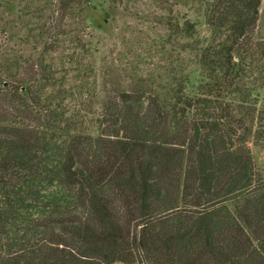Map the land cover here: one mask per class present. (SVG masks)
I'll return each mask as SVG.
<instances>
[{
    "label": "trees",
    "instance_id": "trees-1",
    "mask_svg": "<svg viewBox=\"0 0 264 264\" xmlns=\"http://www.w3.org/2000/svg\"><path fill=\"white\" fill-rule=\"evenodd\" d=\"M21 1L45 50L21 72L0 60V264H264L262 0L168 19L195 71L104 87L94 116L47 59L63 24L34 26L45 5ZM58 2L65 21L89 1Z\"/></svg>",
    "mask_w": 264,
    "mask_h": 264
},
{
    "label": "rangeland",
    "instance_id": "rangeland-1",
    "mask_svg": "<svg viewBox=\"0 0 264 264\" xmlns=\"http://www.w3.org/2000/svg\"><path fill=\"white\" fill-rule=\"evenodd\" d=\"M88 1L83 12L62 21L57 12L58 0H36V5H45V14L34 26L38 27L49 17L54 23L63 24L60 31L64 32L57 36L60 41L52 47L47 59L57 69V75L65 77L67 86H75L76 102L82 101L89 115L99 112L95 101L104 87L105 90L130 88L134 80L147 78L149 74H164L166 67L176 74L195 71L192 52L171 50L166 22L198 20V0ZM23 4L21 0H0V60H6L7 65L15 58L21 59L19 72L26 68V59L34 62L45 50V43L38 42L39 38L25 40L27 18L19 10ZM30 24L33 27L31 20ZM208 34L205 25H198L196 36ZM45 38L49 40L48 36ZM253 38L264 40V0ZM8 71L6 78L12 79L17 69L10 67ZM253 151L257 167L264 173V150L254 146Z\"/></svg>",
    "mask_w": 264,
    "mask_h": 264
}]
</instances>
